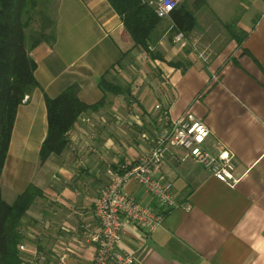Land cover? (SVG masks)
<instances>
[{
	"label": "crops",
	"instance_id": "1",
	"mask_svg": "<svg viewBox=\"0 0 264 264\" xmlns=\"http://www.w3.org/2000/svg\"><path fill=\"white\" fill-rule=\"evenodd\" d=\"M204 1L184 40L175 41L171 20H161L149 46L157 58L151 59L133 49L107 0H54L56 41L29 52L38 87L17 108L0 178L8 204L29 185L40 190L20 232L22 245L46 254V263L92 264L95 246L88 239L99 229L94 202L108 170L149 150L140 137L161 132L163 112L175 120L190 111L210 131L204 148L215 154L221 144L233 155L237 183L219 182L184 150L169 148L162 173L173 185L175 207L148 236L124 224L117 249L137 253L145 264H264V0H231L237 13L232 32L241 43L226 27L233 19L207 15ZM103 76L129 94H106L99 111L80 116L89 123L75 122L66 150L41 164L45 96L54 99L76 86L81 102L96 104L104 96ZM126 191L156 208L136 183Z\"/></svg>",
	"mask_w": 264,
	"mask_h": 264
},
{
	"label": "trees",
	"instance_id": "2",
	"mask_svg": "<svg viewBox=\"0 0 264 264\" xmlns=\"http://www.w3.org/2000/svg\"><path fill=\"white\" fill-rule=\"evenodd\" d=\"M149 1L107 0L121 18L133 49H141L151 59H155L157 57L149 46L161 19ZM198 2L202 3L203 0H197L195 9H192L183 1L171 13L174 35L183 33L188 36L193 32ZM53 3L54 0H0V178L17 108L38 87L34 76L36 64L29 52L42 43L52 46L56 41ZM234 25L235 20L226 27L233 37L239 39L232 32ZM99 88L104 96L93 105L79 100L76 86L66 88L54 99L45 96L47 135L40 150L41 164L50 155H61L66 150L68 134L75 122L83 114L99 111L105 104L106 94H129L128 87H123L115 79L109 81L104 76L99 82ZM39 197L40 190L29 185L12 204H8L2 198L0 187V264H26L19 251L24 241L20 225L26 212Z\"/></svg>",
	"mask_w": 264,
	"mask_h": 264
},
{
	"label": "built area",
	"instance_id": "3",
	"mask_svg": "<svg viewBox=\"0 0 264 264\" xmlns=\"http://www.w3.org/2000/svg\"><path fill=\"white\" fill-rule=\"evenodd\" d=\"M180 1L150 0L149 4L154 7L157 17L163 20L170 19ZM184 38L183 33H177L174 40L179 42ZM26 100L27 97L24 102ZM162 116L164 126L158 135L143 133L140 137L150 144L149 150L133 163H120L115 169L108 170V181L94 202L99 229L88 239L95 246L92 264H145L137 253L120 252L117 244L122 240L124 224H132L148 236L162 226L166 215L175 207L173 185L162 173L164 156L169 148L184 150L186 158L200 164L219 182L227 186L237 183L232 176L235 166L233 155L221 144L215 146V154L204 148L210 135L205 123L190 111L175 120L167 118V111ZM79 119L83 123L91 121L84 117ZM130 182L136 183L154 198L156 208L136 202L126 191ZM19 251L28 253L26 258L23 257L26 264L46 262V255L40 251H28L24 245L19 246Z\"/></svg>",
	"mask_w": 264,
	"mask_h": 264
},
{
	"label": "rangeland",
	"instance_id": "4",
	"mask_svg": "<svg viewBox=\"0 0 264 264\" xmlns=\"http://www.w3.org/2000/svg\"><path fill=\"white\" fill-rule=\"evenodd\" d=\"M197 1V0H194ZM193 1V2H194ZM206 5L204 9L206 10L207 15L210 16H219L221 19H224L226 21H229L230 19L234 20V17L237 15L235 12H231V9H233V2L231 0H205ZM199 5V4H198ZM203 8L201 5L197 7V11H200V9ZM197 20L199 19V14H196Z\"/></svg>",
	"mask_w": 264,
	"mask_h": 264
}]
</instances>
